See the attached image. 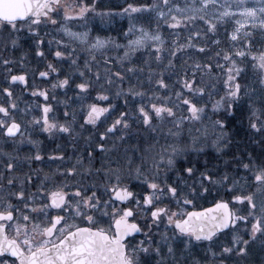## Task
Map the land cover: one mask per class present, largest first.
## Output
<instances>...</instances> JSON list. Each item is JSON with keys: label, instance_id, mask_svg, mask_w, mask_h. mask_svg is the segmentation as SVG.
<instances>
[{"label": "snow or ice", "instance_id": "obj_1", "mask_svg": "<svg viewBox=\"0 0 264 264\" xmlns=\"http://www.w3.org/2000/svg\"><path fill=\"white\" fill-rule=\"evenodd\" d=\"M0 264H264V0H0Z\"/></svg>", "mask_w": 264, "mask_h": 264}, {"label": "flooded vegetation", "instance_id": "obj_2", "mask_svg": "<svg viewBox=\"0 0 264 264\" xmlns=\"http://www.w3.org/2000/svg\"><path fill=\"white\" fill-rule=\"evenodd\" d=\"M17 54L19 55L20 53H17ZM49 59H51V57H49ZM28 63L30 65L31 69L39 68L40 70H43V63L44 62H38V60L34 59L31 55L28 57ZM36 80H37V83H41L38 74H37ZM41 86H46V85H44L42 83ZM69 95H71V93H69ZM24 99L25 100H30L32 98L30 96H28L27 94H25ZM21 106L23 107V105H21ZM56 142L58 143L59 141H56ZM45 145H46L47 149H51V148H53L55 146L54 143L48 142V141H45ZM199 203L203 207L209 206V203H207V202L205 203L202 200Z\"/></svg>", "mask_w": 264, "mask_h": 264}, {"label": "rangeland", "instance_id": "obj_3", "mask_svg": "<svg viewBox=\"0 0 264 264\" xmlns=\"http://www.w3.org/2000/svg\"><path fill=\"white\" fill-rule=\"evenodd\" d=\"M102 6H115L116 4L123 5L124 0H99Z\"/></svg>", "mask_w": 264, "mask_h": 264}, {"label": "trees", "instance_id": "obj_4", "mask_svg": "<svg viewBox=\"0 0 264 264\" xmlns=\"http://www.w3.org/2000/svg\"><path fill=\"white\" fill-rule=\"evenodd\" d=\"M208 200L211 201V197H208ZM202 201L206 203V201H204V200H202Z\"/></svg>", "mask_w": 264, "mask_h": 264}, {"label": "water", "instance_id": "obj_5", "mask_svg": "<svg viewBox=\"0 0 264 264\" xmlns=\"http://www.w3.org/2000/svg\"><path fill=\"white\" fill-rule=\"evenodd\" d=\"M206 207H208V206H206Z\"/></svg>", "mask_w": 264, "mask_h": 264}]
</instances>
